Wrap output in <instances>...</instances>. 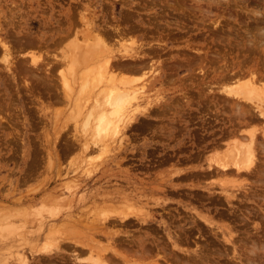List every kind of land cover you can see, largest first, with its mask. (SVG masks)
<instances>
[{"label": "rangeland", "instance_id": "rangeland-1", "mask_svg": "<svg viewBox=\"0 0 264 264\" xmlns=\"http://www.w3.org/2000/svg\"><path fill=\"white\" fill-rule=\"evenodd\" d=\"M173 5H177L176 8L179 9L171 8ZM203 10L206 12H201ZM85 20L93 21L102 28L116 23L119 26L125 25L132 28L133 35L140 33L136 37L141 41L147 38L149 41L153 39L163 42L165 51L160 53L159 60L165 66L170 62L167 66L170 74L165 75L166 80L162 79L161 83L156 82L148 94L152 98H158L163 105L168 106L169 103L168 107L176 108L179 105L180 109L181 105L194 104L197 110L202 108L197 104L202 105L204 97L209 96V117L192 122L190 119H181L177 110L170 108L174 112L166 119L139 117L133 125L138 127L124 131V139L127 141H122V149H117L118 151L112 149L107 155H101L94 152L96 146L91 144L87 152L82 150L81 143L85 138L79 131L80 121L69 117L73 105L65 100L57 79L59 70L66 69L64 61L62 64L59 60L62 53L70 55L75 51L79 52L78 49L73 50L76 48L74 46L84 41L80 37L88 31ZM263 23L264 0H0V39L6 45L9 44L7 46L11 51L5 56L0 43V59L3 61L0 60V218L4 219H0V228H4L0 232V264H16L15 257L18 255L25 256L28 264H94L98 256L110 261L112 245L123 256L129 257L125 264H159L162 263V251L159 248L167 242L166 233L174 236L171 231L178 229L176 219L165 217L161 208L163 203L160 205L159 199H166V208V202L173 201L172 197H180L175 196V192H185L196 197L201 192L193 188L196 182L207 184L214 190H218L219 184L224 182L228 185L226 189L234 190L236 187L234 191L240 196L242 192L238 187L241 183H246L242 178H234V181L231 177H224V180L207 176L208 178L199 180H188L187 174L180 179L173 171L204 164L200 159L202 156L207 158L216 152L215 155H210L216 157L223 153V140L228 137L224 131L229 126V120L236 115L233 112L235 98L232 100V97L224 94L225 91L221 92L223 85L231 82L224 77L242 75L240 79H244L249 76L248 71H256L255 76L264 80V34L260 35L261 32L258 31V27L264 26ZM178 26H185L184 32H178ZM60 27L64 30H59ZM66 27L68 31L64 32ZM109 30L107 28L103 35L106 40L111 41L108 42L109 45L112 44L110 48L117 50L120 46L114 43L116 36L113 37ZM259 30L262 31V28ZM131 33L123 34L126 35V40L121 36L123 42L128 43L129 37L135 38L130 36ZM186 43L195 49L205 50V60L187 51ZM31 53L40 54L43 63H39L38 67L31 63ZM183 54L188 59L194 56V59L191 58V63L184 62L176 68L175 61L171 58ZM164 57L168 59H163ZM196 58L201 63L195 62ZM4 61H8V64ZM47 63L50 66L48 70ZM199 69L206 73L204 78L198 72ZM210 85L212 92L208 91ZM221 97L228 98V102ZM247 105L251 106L249 103ZM258 125V121L253 120L238 127L245 128L244 132L249 131L248 133L253 129L258 134V140L263 141L264 138L258 133ZM192 126H205V129L210 130V145L201 147L199 155L194 158L183 157L179 161L167 158L157 166L146 165L152 163L153 158L161 159L167 153L185 150L187 146H182L187 143V139L191 140L189 131ZM144 129H152V135L147 133L136 137L130 134V131ZM176 129L183 132L182 135H178L174 131ZM76 137L78 141L75 140ZM260 146L255 145L257 150L254 160L257 164L264 160V150ZM82 157L84 160L91 158V166L88 162L85 164ZM94 157L96 160H93ZM254 160L252 165H256ZM75 176L77 180L71 181ZM247 179L245 187L256 183L254 176H247ZM254 192L261 195L252 199L256 204L248 202L244 205L254 207V204H259L264 207L261 200L264 188L257 187ZM188 195L184 196L185 200L177 199L172 203L179 215L188 211L193 214L196 210L204 212L202 208L206 206L211 212L208 211V215H213L214 223L219 224L223 220L212 211L207 199H203L204 202L197 196L198 201L192 200ZM156 200L160 203L157 204ZM122 202L127 206H123ZM193 207L196 210H191ZM123 210L125 215L130 216V221L123 224L108 222L113 220L115 212ZM220 210L216 206V211ZM140 215H144L149 222L136 221V216L144 219ZM105 217L107 220H104ZM252 220L261 221L259 217H252ZM190 225L185 223L184 228ZM237 226L240 227L236 224ZM239 227L234 229L242 231ZM121 230L129 235L125 232L126 235H122ZM116 232L119 234H115ZM203 237L201 240L194 239L199 243H207L212 252L221 247L210 236ZM146 241H157L156 245L153 243L151 256L144 257L132 252L137 245ZM186 245L193 247L190 242ZM115 258L121 261L117 256ZM218 260L219 263L223 262L221 257Z\"/></svg>", "mask_w": 264, "mask_h": 264}, {"label": "bare ground", "instance_id": "bare-ground-1", "mask_svg": "<svg viewBox=\"0 0 264 264\" xmlns=\"http://www.w3.org/2000/svg\"><path fill=\"white\" fill-rule=\"evenodd\" d=\"M176 6L173 5V7L171 8L175 10L179 9V8H176ZM206 11L203 10L201 12H206ZM85 23L88 26V31L85 32L86 33L85 35L81 34L82 37H80V39L82 38L84 41L81 40L82 44L79 43V45L76 43L78 47L76 45L74 46L76 48L74 50L72 49L73 51L78 49L79 52L75 51L74 53H72L73 51H71L72 54L70 55H67V54L65 55L64 53H62L61 58H59L61 63L64 61V64L66 65V69H65L66 71L63 69L59 70L58 72L59 79L57 80H59L60 86L58 87L62 89L65 100L71 105H73L70 108L69 114L71 113V115H69V117H73L77 120L79 119L80 121L79 123L80 126H78L79 131L81 132V135L85 138V139L83 138L84 140L81 143L83 145L82 150L86 151L89 147V144H91V146L92 145L96 146L95 151H94L95 153L97 152V153H100L101 155H107L112 149H116V151H118L117 149H122L121 147L123 146L122 141L123 140L127 141L124 139L126 138V135H124L125 134L124 131L128 128L131 129V127H134V129L138 127V125H135V126L133 125L135 124L136 120L139 117L149 118L150 116H157L156 114L158 113V110L163 109L166 106V105H163L162 104L163 102L161 103L160 100H158V98L156 99L152 98L148 94V92L151 91V89L154 87V84L156 82L161 83V80L164 78H165L164 80H166L165 75L168 76V74H170V72L168 73L167 71V66L170 65L169 64L170 62L168 63V61L162 60L168 63V64L166 63L167 66H165L161 62V60H159L161 59L159 58L161 57L160 53L162 51L164 53L165 51L164 49L165 46L163 42L159 43V41H153V39L149 41V40H146L147 38L145 37H144L145 41H141L137 39L136 37L140 33L133 35V32L131 31L132 28L129 29L125 25L119 26L117 23L114 26L112 25V26H108L105 28L99 27V25L96 26L93 23V21L90 22V21L85 20ZM184 27L178 26L176 27V29H178V32L181 33V32H184ZM263 27H258L259 29L262 28V31H260L257 27H255L258 29L259 32H261L259 33L260 35L262 33L264 34ZM107 28L108 30L110 29L109 31H111V34L113 33V37L116 36V38H114L115 40L114 43H117L120 46L119 48L117 47L118 48L117 50L114 49L113 47L110 48V46H112V44L109 45L111 41L109 42V40H106L107 38H105V36L103 35V32ZM59 30L62 31L64 30V28L61 29L60 27ZM84 30H83V34H84ZM67 31H68V27H66L64 32H67ZM93 31H96V32H93ZM124 33L126 34L131 33L132 35L130 36H135V38L134 37L130 38L128 36L130 39L128 43L123 42L124 39L126 40V37H125L126 35L125 36L123 35ZM141 35H143V32L141 33ZM121 36L122 37L124 36L125 38L123 37L124 38L123 39ZM158 36L159 35H157V37ZM248 36H249V33H248ZM73 37L75 38V36ZM110 38L112 39V37ZM21 42L23 43V41ZM21 42L17 44L20 45ZM0 43L3 47L1 51L5 50L3 51L4 52L3 54L5 56L8 55L11 52L10 48H8L9 44H7L8 45L7 46L5 42L1 41V39H0ZM27 43H30V42H28L27 40ZM186 50L189 52H192L193 55L195 54L194 56L196 57L198 55L200 58L204 60L207 57V52L205 50L201 51V49L200 50L195 49L193 47H190V44L186 45ZM34 54L33 53L30 54V60H31V63L34 65V67L35 66L38 67L39 66L38 64L43 63V60L40 57V54H37V55H34ZM4 55H1V56H4ZM184 55L185 54L180 55L178 57L171 58L172 61H175L176 68L180 67L181 64H184V62H187L189 64L192 62L190 61V59L191 58L194 59V56L192 57L190 55L191 58L188 59L189 57H186ZM213 56H216V55L214 54ZM165 58L168 59L167 57H164L163 59ZM0 60L2 61V59ZM7 62H5V64ZM195 62H197V58ZM197 63H201V62L199 61ZM193 64H194V61H193ZM11 65H10V68H12ZM49 67L50 66L47 63L46 69L48 70ZM46 69H45V72L47 73ZM198 72L200 73V75H203V78H204V74L206 73L205 72L203 73V70L201 69H199ZM255 72L252 73L248 71L247 73L249 74V76H247V78H244V79H240L242 75L241 76L238 75V77H234V75H231L229 77L227 76L224 77L230 80L232 83L230 82L231 84L229 83L225 86L223 85L221 92L225 91L224 94L227 97L229 96L232 97V100H233V97L235 98L234 99L235 101L233 102V112L236 113V115L233 113L235 116H232L233 118L229 120V126H227L226 131H224L226 136L228 137L223 140V143L225 146V149H223L224 151L222 150L223 153L220 156L218 155L216 157L214 156L210 157V155H213L214 153L213 154L209 153L210 155L208 156L209 158L207 157L208 159L203 156L202 158H200L202 161H204V164L202 165L196 164L195 166H191L187 170L177 169V171L174 170L173 172L175 173L176 176L180 177V179L181 177H184L187 174L189 178V179L187 178L188 180H192V179L199 180L200 178H203V177L206 178L207 176L209 178L218 177V179L219 177L223 179L224 177H228V178L231 177L233 179L242 178L241 180H244V183L245 182L248 183L247 176H254L255 178L254 182L256 183L251 186L249 185L247 187H245L246 183L245 184L241 183V185H239L240 187L238 188L241 189L242 193L240 192L241 195L239 196L234 191L236 187L234 190L226 189L228 185H225L223 180L221 181L223 183L219 184L220 188H218V190H214L207 184H201L200 182H196L193 188H197L198 190L201 191L200 193H198V195H196V197L200 196L201 201L203 199L204 200L207 199L209 204H211L212 211L214 213L216 212L217 217L220 219L222 218L223 220H221L219 224L214 223L213 218H212L213 215L212 216L208 215L209 207H206V206H204V208L200 206L202 210L206 212V214L203 211H197L196 208L194 207L191 208V210H196L195 211L196 213H193V214L190 211H188L186 214H183V215H179L178 212H176L177 214L175 213L176 215L175 214L173 215V214L168 213L167 211L165 215H168L171 220H175V219L177 220L176 225H178V229L176 231H171L174 234V236H171L170 234L166 233L167 242H165V244H163L159 248L162 251V254L160 256L162 259V263H159V264H264V207L262 206L260 207L259 204L255 206L256 203L254 201L255 200L254 196L256 197L261 196L260 194L259 195L256 194L254 192V189H257V187L264 188V160H262L258 164L254 160V157L256 155L255 150H257L255 145L256 146L261 145L260 146L262 147L261 150H264V146H263L264 140L263 141L258 140V136H257L258 134H255L254 133L255 131L253 132V129L251 130L252 132L248 133L249 131L244 132L245 128H242L243 127L242 125H241L242 127H238L240 124H244L247 121L256 120L258 121V124H259L258 133L261 134L260 137H262V139L264 138L263 137L264 136V80L263 78H258V75L255 76L256 75ZM210 88H211V85L210 87H208V91L212 92L211 91L212 88L211 89ZM187 98H188V95H187ZM222 99L223 101H225L228 98L227 99L222 98ZM246 103L247 104L249 103V105L251 106L247 105L248 106L247 107ZM169 105L170 104L168 103V106ZM250 123H254V122H250ZM252 126H255V125L253 124ZM246 133H248V135ZM241 137H243L244 139H241ZM75 140H77V137ZM83 154L82 156H85ZM82 160L84 161L85 164H87V162L88 163L91 162V158L90 159L87 158V160H84L82 157ZM93 160H96V157H94ZM253 160L255 161L256 165H252ZM94 163L95 162H93V164ZM91 164L89 163L88 165L91 166ZM76 178H77L76 176L71 178V181L72 180L75 181ZM231 187H234V185H232ZM238 188L236 191H238ZM251 188L253 189L251 190ZM175 189L176 188H174V191H177V189L176 190ZM165 192L167 193V191ZM175 193H179V192H175ZM186 195L188 194L186 193ZM196 197L194 199L198 201ZM261 200L263 201V204H264V195H262ZM156 201H157V204L161 202L160 205H162L163 203V206H161V208L164 210L165 209L164 202L166 201V199H162V200L159 199L160 202L158 200ZM248 202L255 203L254 207H249V206L247 207L244 205L245 203H248ZM122 203H123V206L124 205L127 206V204H124L125 202H122ZM216 206L219 208L221 207V210L216 211ZM123 212L124 210L115 212V215L112 217L113 220L110 219L108 222H111V223L114 222V224L115 222H118V223L123 224V223L130 221L131 220L130 216L125 215ZM252 217L253 218L259 217L261 221L260 222H254L253 220L251 221ZM135 218H136V221L138 222H142L143 220L146 222H149V220L144 217H143L144 219H142L141 217L139 218L138 216H136ZM0 219H3V218H0ZM104 220H107L106 217ZM224 220H226L225 221L226 223H224ZM233 221H235L236 223L234 224ZM0 223L2 224V222ZM185 223H188L191 225L187 228H184ZM236 224L240 225V227L242 228L241 229L242 231L238 229H234V227L235 228L239 227V226L236 227ZM250 225H252V228H254V230L249 228ZM3 229L4 228H0V232ZM124 232L122 231L121 234L123 235ZM193 232L197 233V234L196 233L193 234V235H197V237H200L203 235L210 236V238L217 240V242L220 243L221 247L218 248L216 252H212V250L211 251L209 250L210 248L208 249L207 247L208 245L206 243L203 242L201 244L195 239H193V247H188L186 244H188L189 240H192L190 239V237ZM115 234H119V233L116 232ZM126 234H124V236ZM156 242L155 243L153 241L141 242L139 245H137L134 251L131 248L130 249L132 250L133 253H138V255L140 256H144V257L151 256V253L153 252V250L151 249L154 246L153 243L156 245ZM89 252H92V251L89 250ZM111 253H113L112 254L113 256L111 255L109 257L110 261H108V259L105 257L102 258V256H98L94 264H122V263L125 264L126 261H129V257L127 255L123 256V254L119 253L118 250L113 247V245L111 247ZM115 255L119 259H121V261L116 259ZM220 257L223 260L222 263H219L220 260L218 259ZM130 258L135 259V261L137 260L136 258L132 256H130ZM15 259L17 260L16 264H28L27 263L28 260L23 255H18L15 257ZM154 260L155 259H152V261ZM151 264H158V263L152 262Z\"/></svg>", "mask_w": 264, "mask_h": 264}, {"label": "flooded vegetation", "instance_id": "flooded-vegetation-1", "mask_svg": "<svg viewBox=\"0 0 264 264\" xmlns=\"http://www.w3.org/2000/svg\"><path fill=\"white\" fill-rule=\"evenodd\" d=\"M170 72V71H169ZM194 102V100H192ZM198 106H201V110H197L195 108V105H190V106H184L181 105L182 107H180L179 110V105H176V108H172L165 106L163 109L158 110V112H160L158 114V116H150L149 118L152 120H159V119H166L169 116V114H172L174 111H171V109H176L177 114L181 116V119H190L192 120V122H195L196 120H200V119H204L205 117H209V113H210V97L206 96L204 97V100L202 102V105L197 104ZM171 108V109H170ZM166 109V110H165ZM195 129H200V130H195ZM189 134H191L190 138L191 140L185 141L187 142L185 145H183L182 147H186L187 148L185 150H182L180 152H172L167 153L164 157H162L161 159H156L153 158L152 159V163L150 164H146L149 166H157L159 165L158 163L161 162L162 160H165L167 158H173L174 161H179V159H182L183 157H189V158H193L196 155H199V151L202 149L201 147H206L210 145V130L209 129H205L204 127H200V126H192L190 127ZM152 131V129L147 130H135V131H130V134L135 135L136 137H142V135L149 133L150 135H152V133L150 132ZM176 131V133H178V135H182L183 132H180L178 129L174 130ZM155 132V131H154ZM155 135H158L157 133H155ZM163 136V135H162ZM190 147V148H188ZM200 149V150H199ZM204 149V148H203ZM197 151V153H196ZM184 159V158H183ZM134 165H139V163H133ZM186 195V193H177L175 196H180V197H172L173 201H167L166 203L170 205H166L165 210H162L163 213H170V214H175L177 211L176 206H174L172 203H175V200L180 199V200H185L184 196ZM187 197H190V199L195 200V197H192V194H189ZM221 208V207H220ZM165 211V212H164ZM174 212V213H173ZM167 216V217H166ZM166 218H168V215H165ZM194 233L191 234L190 239L189 240L190 243H193V239L197 238L199 240L204 239L203 236L197 237V235H193ZM203 243V242H202ZM201 243V244H202ZM205 243V242H204ZM207 244V243H206ZM205 245V244H204Z\"/></svg>", "mask_w": 264, "mask_h": 264}]
</instances>
